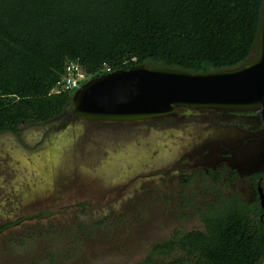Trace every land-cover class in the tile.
I'll list each match as a JSON object with an SVG mask.
<instances>
[{
    "label": "rangeland",
    "instance_id": "374dc122",
    "mask_svg": "<svg viewBox=\"0 0 264 264\" xmlns=\"http://www.w3.org/2000/svg\"><path fill=\"white\" fill-rule=\"evenodd\" d=\"M253 111L179 107L134 122L66 112L0 133V226L15 223L0 232V264H142L155 243L202 229L210 199L252 200L250 173L264 168Z\"/></svg>",
    "mask_w": 264,
    "mask_h": 264
},
{
    "label": "trees",
    "instance_id": "16d2710c",
    "mask_svg": "<svg viewBox=\"0 0 264 264\" xmlns=\"http://www.w3.org/2000/svg\"><path fill=\"white\" fill-rule=\"evenodd\" d=\"M263 12L264 0H0V133L20 137L71 113L77 89H53L72 61L82 85L136 64L210 72L249 63ZM200 217L202 229L155 243L143 263L264 264L259 192L253 202L210 199Z\"/></svg>",
    "mask_w": 264,
    "mask_h": 264
},
{
    "label": "water",
    "instance_id": "95a60500",
    "mask_svg": "<svg viewBox=\"0 0 264 264\" xmlns=\"http://www.w3.org/2000/svg\"><path fill=\"white\" fill-rule=\"evenodd\" d=\"M179 107L262 108L264 12L255 58L210 72L136 64L92 78L72 98L71 114L89 121L134 122L162 118Z\"/></svg>",
    "mask_w": 264,
    "mask_h": 264
},
{
    "label": "flooded vegetation",
    "instance_id": "af4514ba",
    "mask_svg": "<svg viewBox=\"0 0 264 264\" xmlns=\"http://www.w3.org/2000/svg\"><path fill=\"white\" fill-rule=\"evenodd\" d=\"M257 109H261V115H262V121H263V124H264V114H263V109L262 108H254V109H237V110H244L245 112L249 113L250 115H254V111L253 110H257ZM77 117V116H76ZM236 154V153H234ZM256 165V164H255ZM257 167V166H256ZM203 171L205 173H209L208 175H210V177H212L215 181L216 177H215V174H218L220 176V180L219 182L221 181L222 179V174L217 170V167H212V168H208V169H205V167L203 168ZM165 174V173H164ZM169 176V179L172 178V174L171 173H166V175ZM232 174L234 175V177H237L239 175V170L238 169H233V172ZM258 174V179L255 178V175ZM251 175V186H252V189H254V192H255V195H254V198L252 200H248V202H253V201H256L258 199V192L260 193L261 195V200H262V203L264 205V188H263V185H264V168H258V169H255L254 171H251L250 173ZM232 177L230 178H226V182H231V180L233 179ZM231 179V180H229ZM217 184V182H216ZM236 195H240V193L236 194ZM241 196V195H240ZM241 198H243L241 196ZM244 200H246L245 198H243Z\"/></svg>",
    "mask_w": 264,
    "mask_h": 264
},
{
    "label": "built area",
    "instance_id": "2783aa9c",
    "mask_svg": "<svg viewBox=\"0 0 264 264\" xmlns=\"http://www.w3.org/2000/svg\"><path fill=\"white\" fill-rule=\"evenodd\" d=\"M85 80H87V75L83 72L81 65L78 62H69L63 77L57 82L53 92L76 90Z\"/></svg>",
    "mask_w": 264,
    "mask_h": 264
}]
</instances>
